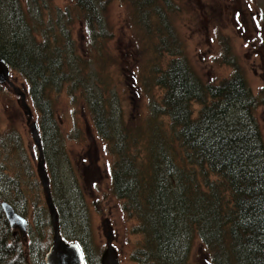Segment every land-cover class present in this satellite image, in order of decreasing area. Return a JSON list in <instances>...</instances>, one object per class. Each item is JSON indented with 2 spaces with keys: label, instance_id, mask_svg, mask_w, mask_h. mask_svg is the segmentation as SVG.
Masks as SVG:
<instances>
[{
  "label": "trees",
  "instance_id": "trees-1",
  "mask_svg": "<svg viewBox=\"0 0 264 264\" xmlns=\"http://www.w3.org/2000/svg\"><path fill=\"white\" fill-rule=\"evenodd\" d=\"M95 4L76 0L85 28L99 40L104 27L96 26L100 20ZM58 13L52 0H0V57L24 81L26 97L38 112L36 123L62 238L80 245L86 264H100L102 250L92 246L85 202L72 203V195L70 199L56 193L62 190V181L66 187L60 172L69 161L50 96L70 84L68 89L87 93L83 96L94 129L113 157L109 175L113 195L126 217L135 220L133 233L142 237L132 262L192 264L191 246L198 240L204 251L197 264H264V138L257 118L264 99L252 94L240 69H233L229 78L205 83L186 57L172 59L165 69L156 68L153 84L144 77L150 93L148 118L167 117L168 122L156 123L145 137L130 136L115 114L114 123L110 121L112 96L89 92L91 73L73 51V17L64 13L69 17L64 22ZM156 36L161 37L160 32ZM169 37L159 38L158 47L175 49L173 32ZM227 56L225 50L222 57ZM156 87L164 90L160 102L153 100ZM193 104L200 107L195 117ZM14 141L21 151L16 131L0 133L4 152L0 204L10 203L22 216L31 213L32 223L24 242L0 206V264H45L52 228L44 193L43 200L29 206L24 174L3 156L14 153Z\"/></svg>",
  "mask_w": 264,
  "mask_h": 264
},
{
  "label": "rangeland",
  "instance_id": "rangeland-1",
  "mask_svg": "<svg viewBox=\"0 0 264 264\" xmlns=\"http://www.w3.org/2000/svg\"><path fill=\"white\" fill-rule=\"evenodd\" d=\"M137 1L132 5L130 0H94L100 20L96 26L104 27L103 33L98 34L99 40H103L100 42L94 38L96 33H89L85 28L84 14L77 9L76 0H52V6L59 11V20L69 19L64 13L73 17L70 25L73 51L84 59V70L91 73L89 92L92 89V92L112 96L109 116L112 123L115 114L121 127L134 137H145L156 123H167V117L148 118L151 111L149 84H153L157 75L156 68L165 69L172 59L181 57L188 59L205 83L229 78L233 69L239 68L252 94L259 100L264 99V0H148V5L140 4L145 0ZM252 20L262 22L259 31ZM168 31L173 32L175 49L157 45L159 38H171ZM156 32H160L161 37H157ZM225 50L226 59L222 57ZM11 80L22 90L26 88L24 81L13 72ZM0 86V133L16 131L23 147L20 151L14 141V153L7 152L3 156L9 166L16 165L17 172L24 174L22 184L28 192L27 198L30 196V206L38 198L43 200L35 171L38 151L18 97L9 85ZM69 87L70 84L50 96L69 161L60 172L65 177L66 187L62 181L63 188L56 189V193L70 199L72 195V203L80 199L85 202L93 248L103 252L110 234L121 264H137L131 261V255L142 237L133 233L135 220L126 217L121 202L113 195L109 176L113 157L94 129L84 98L87 93ZM163 94L164 90L156 87L153 100L160 102ZM26 102L32 121L37 122L36 108L28 97ZM192 106L195 117L200 107ZM257 118L264 138V103L258 106ZM2 154L4 152L0 151ZM23 217L32 223L31 213ZM51 238L52 232L49 244ZM191 247L192 264H197L204 249L198 240H194Z\"/></svg>",
  "mask_w": 264,
  "mask_h": 264
},
{
  "label": "water",
  "instance_id": "water-1",
  "mask_svg": "<svg viewBox=\"0 0 264 264\" xmlns=\"http://www.w3.org/2000/svg\"><path fill=\"white\" fill-rule=\"evenodd\" d=\"M12 73L5 61L0 57V85H9L14 94L19 98L18 102L21 105L23 113L26 117V125L29 128L31 139L38 151L36 159V175L41 184L44 199L49 214L52 238L51 243L44 254L45 264H86L82 249L77 242H68L64 240L59 228V215L57 209L52 201L49 177L45 168V161L43 158L41 141L37 123L32 121V112L26 102V94L21 88L15 86L11 80ZM1 209L5 218L14 231L20 238L27 242V220L21 216L8 202H1ZM100 264H121L117 250L112 246L111 235L107 236L106 248L100 256Z\"/></svg>",
  "mask_w": 264,
  "mask_h": 264
},
{
  "label": "flooded vegetation",
  "instance_id": "flooded-vegetation-1",
  "mask_svg": "<svg viewBox=\"0 0 264 264\" xmlns=\"http://www.w3.org/2000/svg\"><path fill=\"white\" fill-rule=\"evenodd\" d=\"M252 22H253V24L256 26V30L257 31H259L260 30V28H261V25H262V22L261 21H259V20H252ZM260 34V33H259Z\"/></svg>",
  "mask_w": 264,
  "mask_h": 264
},
{
  "label": "bare ground",
  "instance_id": "bare-ground-1",
  "mask_svg": "<svg viewBox=\"0 0 264 264\" xmlns=\"http://www.w3.org/2000/svg\"><path fill=\"white\" fill-rule=\"evenodd\" d=\"M46 168V166H45ZM47 170V169H46ZM48 174V173H47ZM49 177V176H48ZM49 187H50V180H49ZM51 193V192H50ZM12 206V205H11ZM13 207V206H12ZM22 216V215H21ZM26 219V218H25ZM27 220V219H26ZM27 225H28V221H27Z\"/></svg>",
  "mask_w": 264,
  "mask_h": 264
}]
</instances>
